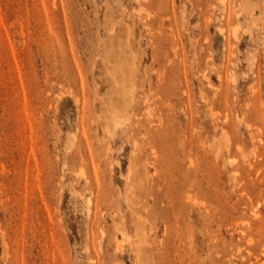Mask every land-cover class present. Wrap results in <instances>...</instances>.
Masks as SVG:
<instances>
[{
    "label": "rangeland",
    "instance_id": "1",
    "mask_svg": "<svg viewBox=\"0 0 264 264\" xmlns=\"http://www.w3.org/2000/svg\"><path fill=\"white\" fill-rule=\"evenodd\" d=\"M0 264H264V0H0Z\"/></svg>",
    "mask_w": 264,
    "mask_h": 264
},
{
    "label": "bare ground",
    "instance_id": "2",
    "mask_svg": "<svg viewBox=\"0 0 264 264\" xmlns=\"http://www.w3.org/2000/svg\"><path fill=\"white\" fill-rule=\"evenodd\" d=\"M222 1V0H221Z\"/></svg>",
    "mask_w": 264,
    "mask_h": 264
}]
</instances>
